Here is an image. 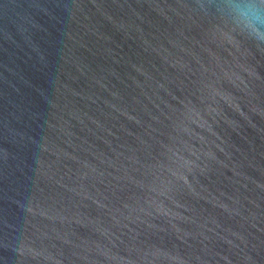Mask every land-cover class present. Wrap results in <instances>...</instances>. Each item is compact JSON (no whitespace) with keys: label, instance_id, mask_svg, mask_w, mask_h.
<instances>
[{"label":"water","instance_id":"water-1","mask_svg":"<svg viewBox=\"0 0 264 264\" xmlns=\"http://www.w3.org/2000/svg\"><path fill=\"white\" fill-rule=\"evenodd\" d=\"M230 3L0 0V264H264V40Z\"/></svg>","mask_w":264,"mask_h":264},{"label":"clouds","instance_id":"clouds-1","mask_svg":"<svg viewBox=\"0 0 264 264\" xmlns=\"http://www.w3.org/2000/svg\"><path fill=\"white\" fill-rule=\"evenodd\" d=\"M230 11L236 23L252 38L264 40V2L231 0Z\"/></svg>","mask_w":264,"mask_h":264}]
</instances>
